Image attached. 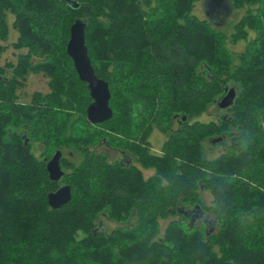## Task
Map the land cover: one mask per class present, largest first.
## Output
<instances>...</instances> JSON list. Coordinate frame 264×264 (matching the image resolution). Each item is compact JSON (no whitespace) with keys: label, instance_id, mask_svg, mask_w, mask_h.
<instances>
[{"label":"trees","instance_id":"1","mask_svg":"<svg viewBox=\"0 0 264 264\" xmlns=\"http://www.w3.org/2000/svg\"><path fill=\"white\" fill-rule=\"evenodd\" d=\"M197 1L0 0V60L18 32L16 62H0V264H264V0H231L248 8L231 33ZM77 20L111 91L102 123L67 52ZM30 73L49 91L25 102ZM232 86L234 103L204 119ZM64 184L71 200L54 209ZM103 216L118 226L100 229Z\"/></svg>","mask_w":264,"mask_h":264},{"label":"water","instance_id":"2","mask_svg":"<svg viewBox=\"0 0 264 264\" xmlns=\"http://www.w3.org/2000/svg\"><path fill=\"white\" fill-rule=\"evenodd\" d=\"M211 1L217 5L205 9L209 18H212V11L214 9L218 11L217 8L219 7L222 9L226 8V11L228 13L230 12V7H232L231 0ZM223 20L226 21V19ZM67 52L73 59L74 66L80 79L89 84L90 93L94 101L87 109L88 119L94 124L109 120L113 116V109L110 106L111 91L108 82L99 78L95 73V69L88 54L85 38V23L82 20H77L71 27V37L67 44ZM236 95L237 90L235 87L226 88L225 94L220 97L217 102L218 107L222 109L230 107L234 103ZM47 168L50 178L53 181H59L63 178L64 170L61 165V152H56L50 160H48ZM71 192V187L67 184L62 185L57 191L50 192L48 195L50 207L55 209L67 204L71 200Z\"/></svg>","mask_w":264,"mask_h":264},{"label":"rangeland","instance_id":"3","mask_svg":"<svg viewBox=\"0 0 264 264\" xmlns=\"http://www.w3.org/2000/svg\"><path fill=\"white\" fill-rule=\"evenodd\" d=\"M202 2H203V6L205 5L204 9H207L217 4H214V2H212L211 0H198L196 2L194 12L199 17L207 19L208 16H207V13L204 12V9L202 7ZM247 9H248L247 7L244 9H233L232 7H230V12L228 13L226 11V8L222 9L221 7H219L217 8L218 11H215V9L212 11V15H211L212 18H210L211 23L215 25L216 27L223 29L225 32L231 33L234 29V24L238 21V19H240L241 16H243L246 13ZM223 19H226V21H224ZM12 20H13V15L10 14L9 22H12ZM254 35L255 33L252 32L251 38ZM17 36H18V32L11 28V34H10L9 40H7L6 42H2L3 44L7 45V50L5 51V53L3 54L0 60L1 64H5L6 62H9V61L16 62L18 51H16L12 47V42H14L17 39ZM230 46L235 52H241L245 49L246 42L244 40H241L240 42L236 44L231 43ZM48 81L49 79L41 73L40 74L30 73L24 87H22L19 91L20 100L25 101V102L29 101L31 99L32 94L35 91L48 92L49 91ZM219 109L221 108L218 107V105L217 107L216 106L211 107L210 111L203 115L204 116L203 118L206 120L216 119V116L214 114L217 113ZM198 119L203 120L201 117H199ZM165 139H166V136L160 131L154 130L152 132L150 140L152 142L154 152L160 151V147L165 141ZM207 147H209L208 144H207ZM221 147L219 146V147L214 148L213 154L210 155L209 153V156H212V157L216 156L221 150ZM101 150L109 152L111 158H113L116 155L115 150L109 149L106 146H101ZM37 154H40V152L37 151ZM78 159H79L78 157H74V161H78ZM144 173H145V176L148 177L149 175L153 173V170L145 169ZM202 197H203L205 204H209L210 200L212 199L211 195L207 191H202ZM100 222H101L100 229H105L107 231H111L113 228L118 226L117 222L111 221L104 216L101 217ZM166 223L167 222H164L163 226Z\"/></svg>","mask_w":264,"mask_h":264},{"label":"flooded vegetation","instance_id":"4","mask_svg":"<svg viewBox=\"0 0 264 264\" xmlns=\"http://www.w3.org/2000/svg\"><path fill=\"white\" fill-rule=\"evenodd\" d=\"M222 109V108H221ZM222 110H225V109H222ZM159 151V150H158Z\"/></svg>","mask_w":264,"mask_h":264}]
</instances>
